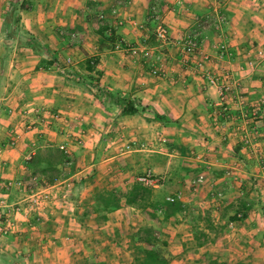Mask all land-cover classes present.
<instances>
[{"label":"crops","instance_id":"1","mask_svg":"<svg viewBox=\"0 0 264 264\" xmlns=\"http://www.w3.org/2000/svg\"><path fill=\"white\" fill-rule=\"evenodd\" d=\"M14 1L0 0V198L23 199L34 179L52 199L33 229L0 237V264H107L111 255L110 264H133L129 237L124 250L112 238L104 244L91 224L100 231L124 228L136 213L146 214L120 202L102 225L94 219L97 181L104 178L109 189L123 192L137 177L128 168L172 177L173 187L185 184L173 190L181 210L169 218L176 220L173 236L165 238L169 264L203 253L221 264H264V191L250 186L256 152L264 146L254 111L264 105V0H57V9L46 10L37 2L51 0H28L29 9L13 12ZM114 6L115 16L109 13ZM153 9L170 37L194 35L202 54L186 60L171 44L152 41ZM91 11H104V21L91 25ZM217 11L226 18L218 28ZM40 18L46 21L39 24ZM55 23L65 27L59 35ZM71 29L78 32L73 43L66 36ZM218 42L227 44L229 56L218 58ZM87 59L95 60L89 68ZM156 63L161 76L150 72ZM211 74L217 84L209 82ZM221 83L228 84L222 97ZM103 91L136 100L137 111L121 115L111 99L101 104ZM40 108L58 112L59 119L33 114ZM243 134L250 146L242 145ZM129 142L133 148H126ZM67 156L71 164L64 166ZM196 174L205 181L190 198L186 183ZM233 213L239 218L227 221ZM201 215L223 230L199 227L208 241L194 247L190 228ZM119 227L112 235L121 237ZM227 231L231 243H219L229 240ZM112 246L121 251H103Z\"/></svg>","mask_w":264,"mask_h":264},{"label":"built area","instance_id":"2","mask_svg":"<svg viewBox=\"0 0 264 264\" xmlns=\"http://www.w3.org/2000/svg\"><path fill=\"white\" fill-rule=\"evenodd\" d=\"M95 1V0H92ZM111 15H116V8H111ZM105 15L98 11L96 12V19L99 23L104 21ZM151 21L153 22L152 35L156 41L162 43H169L174 46L183 56L187 59H193L198 55L202 54L200 40L194 35H183L180 37L172 38L169 36L165 25L161 22L160 15L153 9L151 13ZM226 21L225 15L221 12H216L214 27L218 28L222 23ZM116 25L120 26L122 24L121 19L115 18ZM76 32H67V37L69 40H74L76 38ZM218 58H225L230 55L228 51L227 44L225 42H218L214 46ZM158 58V57H157ZM69 59L66 58L65 62L68 63ZM150 72L155 76H161L163 74L162 67L156 63L152 66ZM208 80L210 83L217 84V76L209 75ZM219 94L222 97L225 90L228 89V84L221 83L218 85ZM264 105L258 104L254 107L255 115L258 114V118L261 121L262 131L264 132ZM33 114L37 115L42 112L48 114V117L53 119H59V113H52L46 111L42 108L38 110H33ZM22 114L31 115L28 110H23ZM29 116V118H30ZM28 118V119H29ZM26 129H30L31 122L28 121L24 124ZM256 133L255 130H253ZM240 141L243 146H250V140L247 135L243 134L240 138ZM133 145H126V148H133ZM255 148V147H254ZM63 149V147H61ZM256 151V150H255ZM258 160L260 161V170L264 173V146L256 152ZM64 166H69L71 164L70 157H66L63 161ZM136 181L142 182L144 185L148 186H158L162 184L164 177L152 176L149 172H144L135 178ZM203 181V176L201 174H196L190 181V187L194 188L195 186L201 184ZM16 185H21L20 180L14 182ZM27 193L18 201L7 202L5 198H0V237H7L19 232L22 228L33 229L34 226L41 222L45 214V205L49 202L52 197L47 194L44 190L39 187L38 181L31 179L27 183ZM68 186V185H67ZM165 199L169 202L180 199V193L176 192L173 195L166 196ZM16 215H19L21 218L18 219ZM32 222L30 221V219ZM231 225V224H230Z\"/></svg>","mask_w":264,"mask_h":264},{"label":"trees","instance_id":"3","mask_svg":"<svg viewBox=\"0 0 264 264\" xmlns=\"http://www.w3.org/2000/svg\"><path fill=\"white\" fill-rule=\"evenodd\" d=\"M24 0H15L11 3V11L15 12L18 9L24 8ZM18 2V4H17ZM94 59H87L85 67L89 68L94 63ZM111 99L114 104H117L120 109L121 115H128L135 113L139 107L136 100H129L121 98L115 93L101 92L100 101L101 104L107 105V100ZM48 173V177H49ZM49 180L53 181V176L49 177ZM165 195H162L161 191H154L152 186L144 185L140 181H132L130 186L125 191L109 189L107 182L104 179L98 180L93 192V213L95 221L104 220L105 214L118 208L120 202L133 208L145 210L147 209L150 218H156L158 214L162 215V220H168L173 213L181 210L178 200L169 202L165 199ZM207 226L212 228V225L208 218ZM196 227V225H195ZM193 230V242L194 247L203 245L208 241L206 234L199 229L194 232ZM130 241L134 244L133 248V264H169V260L164 253L163 247L165 243L158 239L154 234V229L151 225H144L138 227L133 233L129 234ZM203 259L205 264H221L215 257L210 254H204ZM94 264V263H90Z\"/></svg>","mask_w":264,"mask_h":264},{"label":"rangeland","instance_id":"4","mask_svg":"<svg viewBox=\"0 0 264 264\" xmlns=\"http://www.w3.org/2000/svg\"><path fill=\"white\" fill-rule=\"evenodd\" d=\"M20 0H18V2H19ZM97 0H95V1H92V0H89V2H92V3H94V2H96ZM18 2H17V4H18ZM24 3V7L26 8V9H29V7H31L30 5H31V2L30 1H28V0H24L23 1ZM68 2V1H67ZM59 2L56 0L55 2L53 1V0H51L50 2H46V4L44 3V2H42V3H40V2H37V4H40L41 6L40 7H42V8H44L45 10L46 9H54V4H56V9H57V4H58ZM29 5V6H28ZM45 5V6H44ZM115 8H116V6H114ZM72 8V7H71ZM104 15H105V13H104V11H101ZM90 16H89V21H90V23H91V25L92 24H98L99 22H98V20L96 19V12L95 11H91L90 13ZM43 19L46 21V19L45 18H40L39 19V24L43 21ZM104 19H105V17H104ZM55 22H57V20L55 19L54 20ZM152 23V26H153V22H151ZM54 28L55 29H57L58 28V30H56V33H57V35H59V30L61 29V28H63V29H65V27H63V25H58L57 23H55L54 25ZM60 26H62V27H60ZM149 26V25H148ZM60 28V29H59ZM54 29V30H55ZM68 32H76V34H77V36H76V38L74 39V40H69L70 42H75V41H77V38H78V32L76 31V30H67ZM67 36V35H66ZM149 38H151L152 39V41L154 40V38L150 35L149 36ZM127 144H130V145H133V144H131L130 142L129 143H127ZM133 147V146H132ZM55 154V153H54ZM55 156H57V155H55ZM257 168H258V172L256 173V175H255V177L254 178H256V180L255 181H253V182H251L250 183V181H249V183H250V186L251 187H254L255 186V188H258V189H260V190H262V191H264V173H262L261 172V170H260V161L258 160L257 161ZM128 170L130 171V176H139V175H141V173H135V169L133 168H128ZM132 170V171H131ZM137 171V170H136ZM140 172H143V170L142 171H140ZM202 175V174H201ZM195 176V175H194ZM194 176H192L190 179H188L187 180V183H186V188H187V192H188V195H189V197L190 198H194V196H195V194H196V191L199 189L200 190V185H202L203 183H204V175H202L203 176V181H202V183L201 184H199V185H197V186H195L194 188H192V187H190V181H191V179L194 177ZM104 179V178H103ZM238 179V178H237ZM101 180V179H100ZM130 180H133V178L131 179L130 178ZM235 180V178L233 177L232 178V182ZM117 181H122V179L121 178H118V180ZM171 181H173V178L171 177V179H168V178H166V177H164V180H163V183H162V186H166V189H163V191H162V195H165L166 194V196H170V195H173V190L175 189V188H177V187H184V185L185 184H183V186H175L174 185V187H173V182H171ZM237 183H239V182H237ZM243 183V181H240V185H243L242 184ZM117 184V183H116ZM236 184V183H235ZM209 186V185H208ZM245 186L247 187V186H249L248 184H245ZM239 187V186H238ZM162 188V187H161ZM240 188V187H239ZM162 190V189H161ZM176 192H178V191H176ZM176 192H174V193H176ZM213 192V191H212ZM257 192V191H256ZM182 193V192H181ZM259 195V194H258ZM263 199H264V197H263ZM192 206H193V204H192ZM263 206H264V204H263ZM256 208V207H255ZM131 213H132V211H130ZM149 211L148 210H146V214L145 213H143L142 212V214L140 215V213H141V211H140V213L138 212V213H136L137 214V216L135 217H133V218H130V220H128V221H126V223H121L122 224V226L124 227V228H120L119 226H121V225H117L119 228H120V231H123L122 233H121V237L120 236H116V235H112V233H113V231L112 230H114V228L115 229H118V227L116 228V226H111V225H107L106 227H104V228H102L101 229V231L99 230V229H96L97 228V226H99V225H94V223H91V224H93V226H94V230H95V232L98 234V235H100V239L99 240H101V241H103L104 242V244H106V243H109V238H112L114 241H117V244L119 245V246H121V248H122V250H124V247H123V245H125V240H126V238L128 239V237H129V234L130 233H133L135 230H133V228H138V227H140V226H144V225H147L148 223L152 226L153 225V229H154V233H155V236L158 238V239H160V240H162L164 243H165V247H163V250H164V253H166V256H167V258H168V260L170 261L172 258L171 257H169L170 255L168 254V252H167V246H166V241H165V238H169L170 236H173V229H174V227H173V222L175 223L176 222V220H166V221H163L161 218H162V215L161 214H158L157 215V217L156 218H150L149 217V215L147 214ZM135 214V213H134ZM189 215L191 216H193V214L192 213H190L189 212ZM232 215H234V218H233V220L231 219V220H227V221H235L236 219H238L239 218V215H237V214H235V213H233ZM137 218H142L141 220L139 219V220H137ZM206 218H205V216L204 215H201V217L199 218V220H193V225L191 226V228H190V232L193 234V230H195L194 232H197V231H199V227H202V228H204L205 230H207L209 233H217L218 231L221 233L222 232V230H219L218 228H215V225H212V228H209V227H206L207 226V223H208V221L207 220H205ZM235 219V220H234ZM118 220V219H117ZM31 222H32V220H30ZM99 221V224L100 225H102L101 224V222H100V220H98ZM119 221V220H118ZM132 223V224H131ZM211 223V222H210ZM212 224V223H211ZM195 225H196V227H195ZM96 226V227H95ZM35 227V226H34ZM226 227V226H225ZM256 227H261L260 225L258 226V225H256ZM25 229H29V228H25ZM227 230H233L232 229V225H230L229 223L227 224V228H226ZM30 230V229H29ZM234 232V231H233ZM261 232V228H258V230L256 231V235L257 234H259ZM227 234H229V237H228V241L225 239V240H221V239H219L218 240V242L219 243H222V241H224L225 243H231V237H232V234H231V232L230 231H227ZM230 234H231V236H230ZM260 235V234H259ZM112 236H114V238L112 237ZM234 237V236H233ZM169 244H171V243H169ZM192 245L194 246V243H192ZM234 247V246H233ZM113 248H115V246H112V249L111 250H103L104 252L105 251H111V252H113V254H114V252H116L117 251V253H118V251L120 250L121 251V249H115L114 251H113ZM189 249V248H188ZM101 251V250H100ZM99 251V252H100ZM192 253V252H191ZM204 254H209V253H203L202 254V256H201V258L200 259H198V260H194L193 258V256L192 255H190L187 259H185L184 257L182 258V262H180V264H205V261H204V259H203V256H204ZM111 255V254H110ZM112 255H111V258H107V264H110V262L111 261H113L112 260ZM115 258V257H114ZM110 261V262H109ZM117 261V260H116ZM119 261H121L120 263H124V260H119ZM118 261V262H119ZM229 261H231V262H233V259H231V260H229Z\"/></svg>","mask_w":264,"mask_h":264}]
</instances>
